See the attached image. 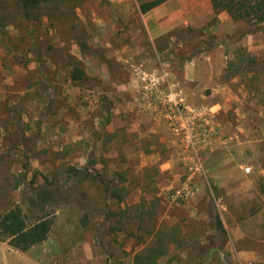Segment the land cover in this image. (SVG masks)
Instances as JSON below:
<instances>
[{"label": "rangeland", "instance_id": "rangeland-1", "mask_svg": "<svg viewBox=\"0 0 264 264\" xmlns=\"http://www.w3.org/2000/svg\"><path fill=\"white\" fill-rule=\"evenodd\" d=\"M143 1L50 4L0 35V213L17 205L37 214L29 183L88 159L123 188L122 202L109 199L106 213L101 203L87 227L80 206L47 205L48 238L26 252L0 242V262L133 264L152 226L177 225L187 246L170 243L158 264H264L262 27L182 0L201 13L169 7L161 17L188 24L156 40ZM240 53L257 65L227 71ZM73 62L81 81L68 77ZM208 238L220 249L199 262L194 248Z\"/></svg>", "mask_w": 264, "mask_h": 264}, {"label": "trees", "instance_id": "trees-1", "mask_svg": "<svg viewBox=\"0 0 264 264\" xmlns=\"http://www.w3.org/2000/svg\"><path fill=\"white\" fill-rule=\"evenodd\" d=\"M84 0H0V35H4L9 24L16 21H37L47 5H54L56 10L65 4L76 5ZM166 0H147L138 4L140 14H145L157 7ZM209 4L214 16L225 12L232 20H241L245 23L256 25L261 32H264V0H209ZM79 49L85 47V42L77 40ZM35 47V44H32ZM234 60L227 63L226 70L236 71L241 68H254L257 61L252 57H245L243 54H236ZM68 77L71 81H81L85 78V72L79 62H73L69 68ZM251 72V71H249ZM89 160V159H88ZM86 162L84 166H60L59 169L49 172L47 175L41 174L40 184L30 182L29 187L33 191L32 198H28L29 206L36 209L37 214H27L19 206H13L0 213V242L7 244L20 252H26L32 247L44 242L51 231L52 221L45 212L47 205H67L69 208H80L81 214L78 221L81 226H88L90 218L98 213V206L103 211H107L109 199L121 201L122 187L110 186L105 183L104 177L98 171L88 169ZM26 173V172H25ZM26 175V174H25ZM25 180V176H20ZM22 180L16 184V187ZM27 187V185H26ZM80 206V207H79ZM140 223L143 217L138 216ZM214 229L224 233L219 216L214 215ZM132 235V234H129ZM141 240V236L139 237ZM145 247L135 254L133 264H158L168 253L170 243L177 248L186 247L187 244L182 237L181 228L177 225L154 226L148 232L144 240ZM197 250L196 259L203 262L208 258L209 249H214L217 254L220 246L212 238L206 239V245L194 248Z\"/></svg>", "mask_w": 264, "mask_h": 264}, {"label": "crops", "instance_id": "crops-1", "mask_svg": "<svg viewBox=\"0 0 264 264\" xmlns=\"http://www.w3.org/2000/svg\"><path fill=\"white\" fill-rule=\"evenodd\" d=\"M209 1V0H208ZM169 7H175V10L173 11V14L178 13L180 16H182V13L187 12L189 17H195L198 13V11L201 13V10L198 9L197 3H192V4H186L182 2V0H168L166 2L161 3L157 7L151 9L147 13L144 14L145 20L148 22L149 26L155 28L153 30V33L151 35L152 39L158 40L161 34L164 32V29L162 31V28H169L174 26L175 24H183L187 25L188 21L186 18H181L176 22V20L172 19V21L161 17V13L165 12L166 10L169 9ZM167 13V12H166ZM202 13H207L208 15L212 14L211 7H205L204 12ZM171 14V13H169ZM190 70H187L186 74L190 77ZM1 264H4L3 260L0 262Z\"/></svg>", "mask_w": 264, "mask_h": 264}]
</instances>
